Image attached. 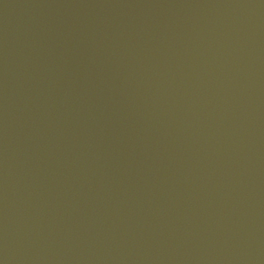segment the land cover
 Instances as JSON below:
<instances>
[{
    "label": "water",
    "instance_id": "water-1",
    "mask_svg": "<svg viewBox=\"0 0 264 264\" xmlns=\"http://www.w3.org/2000/svg\"><path fill=\"white\" fill-rule=\"evenodd\" d=\"M0 264H264V0H0Z\"/></svg>",
    "mask_w": 264,
    "mask_h": 264
}]
</instances>
